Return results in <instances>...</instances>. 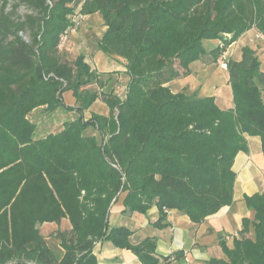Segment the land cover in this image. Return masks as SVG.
Here are the masks:
<instances>
[{
  "label": "trees",
  "instance_id": "1",
  "mask_svg": "<svg viewBox=\"0 0 264 264\" xmlns=\"http://www.w3.org/2000/svg\"><path fill=\"white\" fill-rule=\"evenodd\" d=\"M20 6L32 12L20 16ZM96 13L106 26L99 48L126 61L124 96L88 92L86 85L107 81L84 55L65 59L76 20ZM252 28L264 37V0H0V264H99L100 241L130 250L142 264L181 259L182 251L159 254L155 237L133 243L131 228L109 227L110 207L125 193L126 210L157 207L153 224L164 228L172 210L198 225L233 204V164L248 150L247 136L261 139L264 156L259 57L248 46L240 60L228 56L231 108L167 84L190 75L205 55L218 62ZM210 40L218 44L207 48ZM67 91L79 111L101 98L108 114L86 120L80 113L36 137L30 114L62 107ZM243 200L253 218L243 219L232 247L221 242L224 258L206 264H264V190ZM65 219L70 228L51 234L57 248L41 227Z\"/></svg>",
  "mask_w": 264,
  "mask_h": 264
},
{
  "label": "crops",
  "instance_id": "2",
  "mask_svg": "<svg viewBox=\"0 0 264 264\" xmlns=\"http://www.w3.org/2000/svg\"><path fill=\"white\" fill-rule=\"evenodd\" d=\"M208 42H211L212 47L218 44V40ZM239 43H241L240 46L234 48ZM245 46L256 52L262 63L261 67L264 69L263 35L252 28L228 48L229 55L235 60H240ZM206 56L191 64L190 75L173 80L167 85L176 92L187 89L188 92L198 93L200 96H215L220 107L225 109L233 107L228 73L226 72L221 81L222 87L227 88V95L223 96L219 92L216 78H213L212 57L210 60L205 59ZM114 57L124 63L126 71L125 59ZM87 62L89 63V61ZM247 141L248 150L240 151L233 164L237 178L232 205L224 206L198 225L191 222L187 215L172 210L168 214L169 225L164 228H158L153 224L158 219L157 207L151 208L146 214L134 213L130 225L125 224L134 231L131 241L139 243L147 237H155L159 254L168 255L172 252L182 251L184 256L176 260L174 264H206L210 258H224L221 242L225 241L229 247H232L234 238L239 236V231L242 229L243 219L245 217L252 219L254 215L253 211L245 205L243 195H252L264 190V156L261 139L258 136H247ZM120 202L122 203V201ZM117 205L119 206L117 207ZM117 205L112 208L115 210L113 211L115 219H118V212L122 210L123 206ZM250 236H254L253 230H251ZM94 252L99 264H142L133 252L118 248L109 241L97 242Z\"/></svg>",
  "mask_w": 264,
  "mask_h": 264
},
{
  "label": "rangeland",
  "instance_id": "3",
  "mask_svg": "<svg viewBox=\"0 0 264 264\" xmlns=\"http://www.w3.org/2000/svg\"><path fill=\"white\" fill-rule=\"evenodd\" d=\"M12 9V4L9 6V11ZM32 11L25 7L20 6L17 9V14L24 16L31 13ZM76 27L70 33L68 39L62 46L64 51L65 59L69 62H74L79 55H84L85 60L89 61L92 69L98 71L102 75L104 82L107 81L105 86L98 85V83L93 82L85 86V90L88 92H97L102 93L104 90L109 91L113 89L118 95L124 96L127 89L128 75L124 70V63L120 62L114 56H109L104 53L99 48V41L106 30V26L103 23L102 17L100 14H91V15H80L76 20ZM69 43V44H68ZM239 43L236 47H239ZM205 46L211 48V42L206 41ZM252 49V48H251ZM229 53V52H228ZM256 53V52H255ZM206 56V55H205ZM211 56H206L205 59H210ZM264 58V54H263ZM212 69L214 71L213 78H216L217 86L219 87V92L221 95H227V88L222 87V79L226 74L227 70H222L218 62H213ZM109 78V79H108ZM264 97V89H263ZM62 107L55 110H49L47 107H39L30 114V119L36 124V137L45 136L49 133H56L63 128V125L66 121L73 120L77 118L80 113L85 117V119H90L93 113H99L101 115L108 114V108L106 104L98 98L95 100L88 109H80L79 103L74 97L71 91L64 92L61 96ZM88 134H96L100 138V133L95 127H90L87 130ZM125 193L118 196L110 207V223L109 227L125 225L132 222L134 214L129 215L128 210H126L122 198ZM122 201V203L120 202ZM117 204L123 205L122 210L118 212V219H115L114 209L112 208ZM119 205H117L118 207ZM120 220V221H119ZM118 222V223H117ZM57 228L68 229L70 224L68 220H63L59 225L55 223H46L41 227L42 234L47 238L50 245L57 246L58 248V239L56 236H51L52 232Z\"/></svg>",
  "mask_w": 264,
  "mask_h": 264
},
{
  "label": "built area",
  "instance_id": "4",
  "mask_svg": "<svg viewBox=\"0 0 264 264\" xmlns=\"http://www.w3.org/2000/svg\"><path fill=\"white\" fill-rule=\"evenodd\" d=\"M228 50L221 54V56L218 59V63L222 69L228 68ZM176 262L175 257H171L169 261L163 262L162 264H174Z\"/></svg>",
  "mask_w": 264,
  "mask_h": 264
},
{
  "label": "water",
  "instance_id": "5",
  "mask_svg": "<svg viewBox=\"0 0 264 264\" xmlns=\"http://www.w3.org/2000/svg\"><path fill=\"white\" fill-rule=\"evenodd\" d=\"M128 214L131 215L132 212L130 210H128ZM41 225L40 224H37V227H40Z\"/></svg>",
  "mask_w": 264,
  "mask_h": 264
}]
</instances>
